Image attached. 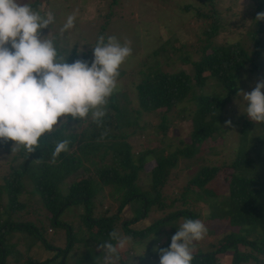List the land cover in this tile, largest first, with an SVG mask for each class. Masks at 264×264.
I'll use <instances>...</instances> for the list:
<instances>
[{
	"label": "trees",
	"instance_id": "trees-1",
	"mask_svg": "<svg viewBox=\"0 0 264 264\" xmlns=\"http://www.w3.org/2000/svg\"><path fill=\"white\" fill-rule=\"evenodd\" d=\"M250 1L258 13L264 12V0ZM255 22L259 24L261 20ZM215 32V26L211 25L207 34L213 35ZM255 32L258 33L259 29ZM248 36L252 37L255 45L250 55L238 43L210 47V51L205 52L204 49L209 46L207 45L202 48L204 52L201 57L191 62L192 78L182 69L174 72L157 70L151 75L138 71L140 77L134 85L137 101L135 108L126 106L129 101L120 105L112 94L105 108L106 115L99 124L93 122L91 114L83 119L67 117L66 123H59L51 132H46L39 138L38 147L34 152L29 153L20 146L18 155L11 158L12 162L18 159L19 161L15 166H7L0 183V264H11L19 260L10 242L13 232L24 234L32 241L36 239L44 250L50 252L49 256L44 255L45 257L42 256L41 259L26 257L18 264H66V257L75 241L83 243L85 252L81 257L74 258L73 264H103L105 252L98 249L97 245L105 241L116 243L110 240L109 233L115 231L118 216L131 200L139 201V212L130 218L125 217L124 220L118 221V226L124 234L138 241L159 230L161 224L165 225L179 216L194 219V214L178 209L142 228L129 227L145 218L153 206H161L160 189L166 181L168 170L174 166L178 158H192L202 150L201 147L206 139H211L212 135L230 127L228 124L223 128L226 122V107L230 98L237 92L239 72L244 67L249 70L255 69L257 63L253 59L263 49L261 39L258 40L250 33ZM257 44H261L262 49H257ZM72 51L70 55L65 56H68L66 59L68 63L74 62ZM207 75L212 79L209 93L202 91L207 83ZM184 100L192 103L193 108L181 110L185 113L177 115V118L189 120L190 131L181 147L170 149L166 142H169V138L167 139L165 135L173 117L168 115L167 111ZM160 108L163 110L158 111ZM142 114L152 117L153 122L139 123ZM80 124L85 125L79 131H75ZM251 126L258 127L257 135L248 136ZM145 127H152L155 132H161L166 146L165 154L154 158L147 173L149 180L147 189L136 184L137 172L142 168L146 160L145 156L155 151L153 149L144 153L131 151V145L125 141L128 135L126 131L131 134L142 133ZM237 133L238 144L234 156L228 163L201 165L185 183L184 187L194 193V198L195 196L201 198L200 191L208 193L204 188L206 184L224 173L226 177L222 180L225 193L222 199L216 201V196L211 194L207 199L202 200H205L204 202L209 206L210 219H226L229 227L236 228L235 232L227 233L222 237L216 249L205 253H192L191 264H213L212 255L215 252L222 253L226 249L232 250L229 264H247L249 261V264H264L262 261L264 259V155L258 146L264 145V123L243 119L238 125ZM80 139L84 142L77 144L75 150H70L73 143ZM63 140L69 141L68 150L54 155L57 143ZM9 143L10 140H0V148L8 149ZM108 152H110V164L94 169L97 180L84 177L67 186L66 192L58 191L59 182L75 171L82 164V159L95 156L101 161ZM21 156L25 157L22 161L18 158ZM90 164L92 167L95 166L94 162ZM24 172H28L32 177L33 190L38 194L40 203L48 214L50 226L59 225L64 229L66 244L63 248L53 246L32 223L17 220V213L23 208V203L19 202L18 198L23 186L20 180L21 174ZM107 185L112 187L116 195L114 198L117 201L116 208L112 211L101 210V215L92 217V198L94 199L100 189ZM79 204L84 208L81 220L86 227L87 237L76 238L71 227L58 220V217L66 207ZM171 237L172 234L165 239L155 241L153 248L148 247L142 264H159V256L154 249L169 247ZM237 245L243 246L246 250L238 251ZM259 256L262 259H258ZM151 259L154 261H150Z\"/></svg>",
	"mask_w": 264,
	"mask_h": 264
},
{
	"label": "rangeland",
	"instance_id": "rangeland-1",
	"mask_svg": "<svg viewBox=\"0 0 264 264\" xmlns=\"http://www.w3.org/2000/svg\"><path fill=\"white\" fill-rule=\"evenodd\" d=\"M29 3L31 7L46 16L51 12L54 21L47 29L41 30V36L54 40L59 55H70L74 49V61L81 59L89 62L93 60L92 46L100 35L116 36L121 44L124 41L131 42L132 54L120 67V75L117 80V89L113 92L116 101L120 105L126 104L128 108L137 106L134 85L139 80V72L151 75L157 70L174 72L182 69L190 78L193 70L191 62L197 61L203 52H209L210 47L227 46L238 43L245 48L250 55L254 49V40L248 34H252L261 44H257V49H262L253 59L257 67L253 70L244 67L238 75L237 92L230 98L226 107V125L230 127L220 130L212 135L211 139L203 142L201 151L192 158H178L174 166L168 170L166 181L160 189V207L153 206L149 213L129 227L139 229L149 225L155 219H160L170 212L181 209L189 211L195 215L194 220H201L207 232L204 237L194 242L192 253H205L216 249L222 237L230 232H235V227H229L226 219H210L209 206L203 198H208L214 194L215 200L219 201L225 193L223 184L224 173L209 181L204 187L208 193L200 191L201 198H194V193L187 191L186 181L192 176L201 165H220L228 163L234 156L237 144V128L243 119H249L245 114L246 102L243 94L238 92H251L256 83L264 80V20L257 24L258 14L252 1L250 0H22ZM75 14L74 26L64 29V25L69 15ZM214 25L216 32L208 35L210 26ZM102 28V29H101ZM259 29V32L255 31ZM209 45L202 51V48ZM90 51V52H89ZM87 53V54H86ZM139 71V72H138ZM207 83L202 91H211L212 79L207 75ZM193 82V79H191ZM264 92V89H262ZM193 104L186 100L170 108L167 114L173 117L172 123L166 130V141L170 149L181 147L186 141L187 133L190 131V121L177 118L181 115V110L192 109ZM160 108L158 111H162ZM146 114H142L139 123L153 122ZM65 119V118H64ZM58 125V124H57ZM56 125V126H57ZM85 124H80L75 131H79ZM55 127V126H54ZM125 141L131 145V151L144 153L153 149L154 153L145 156V162L137 172L136 184L143 189L149 188L147 173L153 164L154 158L165 154L166 146L161 132H155L152 127H145L143 132L131 134L129 131ZM258 127L251 126L248 136L257 135ZM84 140L75 141L70 150H75L77 144H82ZM260 152L264 155V145H258ZM23 146H21L22 148ZM20 149V147H19ZM24 149V147H23ZM19 150L14 142L10 141L8 149L0 148V183L7 166H15L19 161H11V158L18 155ZM251 154V152H250ZM21 161L24 156L18 157ZM110 152L103 160H98L95 156L82 159V164L69 175L64 177L57 188L60 193L67 190V186L79 181L84 177L96 179L94 169L101 165L110 164ZM90 162H94L92 167ZM22 190L19 195V202L23 203V208L17 213V220L32 223L39 232L52 243L53 246L63 248L66 244L65 231L56 225L50 226L47 219L48 214L43 209L38 194L33 190L34 184L28 172L21 174ZM183 192H186L185 194ZM151 195V194H149ZM112 187L103 186L92 198V217L101 215V210L112 211L116 208L117 201L114 200ZM209 200V199H208ZM161 208V209H160ZM139 212V201L131 200L127 203L122 213L118 216V221L130 218ZM114 213V212H113ZM84 208L81 204L66 207L58 217V220L69 225L75 237H87V230L81 217ZM184 216H179L165 225L161 224L159 230L152 232L141 241L132 239V243L119 252L118 264H142L145 250L154 247V242L165 239L175 234L183 223ZM115 224V231L122 236V229ZM93 232V228H92ZM10 242L13 244L15 256L19 260L11 263L18 264L24 258L41 259L42 256H49L50 252L43 249L41 244L32 241L24 234L13 232ZM27 245H29L27 247ZM238 251H245L241 245H237ZM231 249L224 252H215L212 255L213 264H229ZM84 246L80 241H75L68 256L66 264H73L74 258L84 254ZM144 253V254H143ZM45 255V256H44ZM258 259H262L260 256ZM11 260V258H8ZM154 261V260H150ZM264 261V259H262ZM250 261L247 263L249 264ZM104 264V261H103Z\"/></svg>",
	"mask_w": 264,
	"mask_h": 264
},
{
	"label": "clouds",
	"instance_id": "clouds-1",
	"mask_svg": "<svg viewBox=\"0 0 264 264\" xmlns=\"http://www.w3.org/2000/svg\"><path fill=\"white\" fill-rule=\"evenodd\" d=\"M256 20H264V12ZM53 21L51 12L42 16L22 0H0V140H10L17 150L23 146L29 153L36 150L43 134L66 123L64 118L91 114L99 124L108 98L117 89L120 67L132 54L130 41L121 44L114 35H100L90 65L81 59L68 63V56L58 54L54 40L41 36ZM74 21L75 14L69 15L64 29L73 27ZM262 89L264 80L251 92H238L246 102L245 114L257 123H264ZM68 145V140L58 142L54 155L67 151ZM206 232L201 220L184 219L169 247L154 249L159 264H191L194 242ZM109 237L116 243L105 241L97 248L105 252L104 264H118L119 252L132 238L116 231Z\"/></svg>",
	"mask_w": 264,
	"mask_h": 264
}]
</instances>
